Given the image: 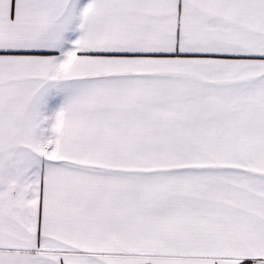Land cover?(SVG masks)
I'll return each instance as SVG.
<instances>
[{"label": "snow or ice", "instance_id": "6c2138e0", "mask_svg": "<svg viewBox=\"0 0 264 264\" xmlns=\"http://www.w3.org/2000/svg\"><path fill=\"white\" fill-rule=\"evenodd\" d=\"M0 264H264V0H0Z\"/></svg>", "mask_w": 264, "mask_h": 264}]
</instances>
